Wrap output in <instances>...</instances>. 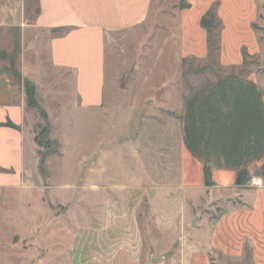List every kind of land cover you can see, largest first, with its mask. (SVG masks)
<instances>
[{
  "label": "crops",
  "instance_id": "1",
  "mask_svg": "<svg viewBox=\"0 0 264 264\" xmlns=\"http://www.w3.org/2000/svg\"><path fill=\"white\" fill-rule=\"evenodd\" d=\"M213 9L222 23L223 71L201 78L181 103L171 145L179 152L180 174L171 194L185 197V211L195 212L187 264H211L214 257L264 264V186L248 184L264 171V76L228 71L260 51L255 0H0V194L25 189L32 162L31 110L19 80L31 79L47 104L66 94L67 83L80 109H98L107 69L119 52L143 53L151 38L162 35L179 38L178 50L169 40L175 62L208 60L209 30L202 19ZM243 172L246 184L239 181ZM224 202L231 205L216 220L203 215ZM3 242L0 237V264H17L19 256L8 257Z\"/></svg>",
  "mask_w": 264,
  "mask_h": 264
},
{
  "label": "rangeland",
  "instance_id": "2",
  "mask_svg": "<svg viewBox=\"0 0 264 264\" xmlns=\"http://www.w3.org/2000/svg\"><path fill=\"white\" fill-rule=\"evenodd\" d=\"M255 1L260 51L245 55V64L229 72L264 76V0ZM214 12L207 19L208 60L175 62L168 50L171 43L179 49V38L150 36L143 53H124L130 59H123L119 52L114 68L109 64L98 109H80L67 83L66 94L47 104L31 79L19 80L31 110L32 162L25 189L0 194V237L8 257L18 255L17 264H46V258L50 264H112L123 254L113 264H187L195 212L185 211V197L171 194L180 174L179 152L171 145L186 93L201 78L223 71L222 23ZM48 73L54 81L56 74ZM172 76L177 78L170 81ZM31 90L35 102L29 100ZM230 205L211 204L203 215L214 221ZM211 264L250 263L214 257Z\"/></svg>",
  "mask_w": 264,
  "mask_h": 264
},
{
  "label": "trees",
  "instance_id": "3",
  "mask_svg": "<svg viewBox=\"0 0 264 264\" xmlns=\"http://www.w3.org/2000/svg\"><path fill=\"white\" fill-rule=\"evenodd\" d=\"M214 13H215V12H214V9H213V10L209 11V12L207 13V15H205V16L203 17V19H202V24H203V26L206 27V28L209 30V35H210V25H209L207 19H208V17H209L210 15H212V14H214ZM209 40L211 41V38H210ZM209 44H210V48H211V43H209ZM29 100L35 102V98H34V90H31V91L29 92ZM263 169H264V167H263ZM245 175H246V172L241 173V174H240V177H239V181H242L243 178H245V177H244Z\"/></svg>",
  "mask_w": 264,
  "mask_h": 264
},
{
  "label": "built area",
  "instance_id": "4",
  "mask_svg": "<svg viewBox=\"0 0 264 264\" xmlns=\"http://www.w3.org/2000/svg\"><path fill=\"white\" fill-rule=\"evenodd\" d=\"M249 185L258 187L264 186V177L261 175L252 177L249 181Z\"/></svg>",
  "mask_w": 264,
  "mask_h": 264
},
{
  "label": "water",
  "instance_id": "5",
  "mask_svg": "<svg viewBox=\"0 0 264 264\" xmlns=\"http://www.w3.org/2000/svg\"><path fill=\"white\" fill-rule=\"evenodd\" d=\"M261 176H263V177H264V171H262V172H261ZM159 260H161V258L154 259V261H155V262H156V261H159Z\"/></svg>",
  "mask_w": 264,
  "mask_h": 264
}]
</instances>
